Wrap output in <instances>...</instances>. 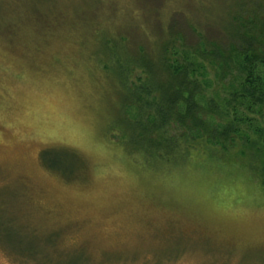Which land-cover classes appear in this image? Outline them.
Masks as SVG:
<instances>
[{"label":"rangeland","instance_id":"1","mask_svg":"<svg viewBox=\"0 0 264 264\" xmlns=\"http://www.w3.org/2000/svg\"><path fill=\"white\" fill-rule=\"evenodd\" d=\"M242 1L0 0V264H264V192L222 163L143 165L108 132L121 104L100 63L112 43L158 55L172 31L173 54L204 65L209 119L244 116L253 136L264 113L228 103L237 58L202 53L235 44L233 17L263 23L264 0Z\"/></svg>","mask_w":264,"mask_h":264},{"label":"trees","instance_id":"2","mask_svg":"<svg viewBox=\"0 0 264 264\" xmlns=\"http://www.w3.org/2000/svg\"><path fill=\"white\" fill-rule=\"evenodd\" d=\"M242 3L246 1L240 6ZM260 4L255 2L257 8ZM234 19L223 29L235 44L226 53L216 46H204L202 53L217 61L224 60L226 65L237 58L241 88L232 89L228 103L240 102L249 112L263 114L264 18L263 23L256 24L257 12L241 26H235ZM171 34L172 31L159 41L158 55L152 53V46L139 45L137 50L126 44L108 45L109 57L99 65L105 75L112 72L116 77L121 104L108 132L116 134L120 145L137 152L147 167L169 171L180 170L194 160L195 165L202 162L221 167L222 163L247 172L254 188L264 192V128H257L251 136L241 129L244 116L226 124H215L209 119V113L200 105L204 81L196 75L204 65L185 55L181 59L176 57ZM53 148L56 147L43 151L46 163L50 159L63 165L65 157H69ZM59 169L55 170L62 173Z\"/></svg>","mask_w":264,"mask_h":264}]
</instances>
